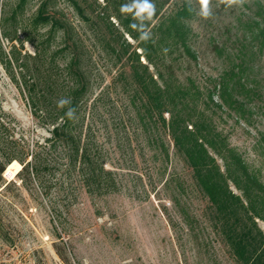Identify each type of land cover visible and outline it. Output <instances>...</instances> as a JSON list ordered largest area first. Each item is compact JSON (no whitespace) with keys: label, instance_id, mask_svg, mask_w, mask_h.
I'll return each instance as SVG.
<instances>
[{"label":"rangeland","instance_id":"1","mask_svg":"<svg viewBox=\"0 0 264 264\" xmlns=\"http://www.w3.org/2000/svg\"><path fill=\"white\" fill-rule=\"evenodd\" d=\"M79 1L89 21L67 0H56L55 9L92 52L95 79L85 123L91 121L108 159L106 167L117 170L120 189L103 196L78 190L75 202L56 222L50 215V201L57 192L62 197L64 189L51 188L46 196L37 189H25L15 176L20 164L13 161L2 177L14 184L0 187V264H235L212 226L208 198L194 184L191 169L175 153L166 130L160 133L168 149V160L162 163L137 123L134 106L111 82L117 67L110 68L93 46L89 24L98 19L106 2ZM15 2L0 0V19ZM38 4L39 0L27 2L25 19ZM213 6L215 15L210 19L192 13L186 18L194 57H182L177 75L182 83L197 86L202 117L264 183V40L259 32L264 28V0H246L242 6L231 7L213 0ZM110 21L117 26L115 18ZM125 38L136 45L127 34ZM10 45L2 40L6 53ZM25 51L34 53L27 41ZM219 82H226L229 103L219 97ZM101 90L107 97L93 107L92 100ZM0 108L7 127L0 130V136L15 139L17 147H31L49 136V127L37 124L1 64ZM164 116L168 119L167 113ZM215 157L223 169V161ZM177 181H183L184 190L177 189ZM229 186L241 194L232 183ZM172 196L179 204L170 200ZM256 220L264 234V222ZM55 244L63 247L65 259L57 254Z\"/></svg>","mask_w":264,"mask_h":264},{"label":"trees","instance_id":"2","mask_svg":"<svg viewBox=\"0 0 264 264\" xmlns=\"http://www.w3.org/2000/svg\"><path fill=\"white\" fill-rule=\"evenodd\" d=\"M28 1L16 0L0 19V64L37 124L49 127V136L31 147L20 148L15 139L0 136V187L14 184L6 183L2 174L17 161L20 169L15 176L25 189H37L43 196L51 188L64 189L62 197L57 192L50 201L51 218L60 222L75 202L78 190L89 196H103L117 192L121 182L117 170L106 167L108 159L97 142L91 121L85 123L95 79L91 50L57 12L56 0H39L35 13L25 19ZM67 1L84 21H89L79 0ZM104 1L105 7L96 15L98 19L89 24L93 46L110 68L117 67L111 82L134 106L148 144L157 150L162 163L167 161L168 149L160 134L161 129L166 130L175 153L191 169L194 184L208 198L212 226L228 246L235 264H264V234L256 220L264 222V183L202 117L197 108V86L182 83L177 75L182 57H194L191 29L186 23L191 13L183 0H155L157 14L149 25L152 39L144 42L130 27L131 16L120 12L127 0ZM111 17L117 20V26L111 23ZM259 32L264 40V28ZM125 34L136 45L129 43ZM2 40L11 43L8 53L3 50ZM25 41L33 46L34 53H22ZM220 87L219 97L227 103L226 82H219ZM106 95L105 90L99 91L92 100L93 107L103 104ZM61 98L72 101L76 119L65 115L69 106H57ZM209 98L212 99L211 94ZM4 116L0 108V130L7 128ZM215 156L223 161V169ZM229 182L240 195L232 192ZM176 186L178 190L185 189L183 181H177ZM170 200L179 204L174 196ZM54 246L65 259L63 247Z\"/></svg>","mask_w":264,"mask_h":264},{"label":"clouds","instance_id":"3","mask_svg":"<svg viewBox=\"0 0 264 264\" xmlns=\"http://www.w3.org/2000/svg\"><path fill=\"white\" fill-rule=\"evenodd\" d=\"M218 2L231 7L233 5L242 6L246 0H218ZM194 3L198 7H194ZM183 4L190 13L203 19H210L215 15L213 0H183ZM120 12L131 16L133 22L130 27L138 33L141 41L147 42L152 39L149 25L157 14L155 0H127L120 6ZM71 104L72 101L68 98H61L57 101V106L60 108L69 106L65 115L68 119L74 120L76 119V109L71 107Z\"/></svg>","mask_w":264,"mask_h":264},{"label":"water","instance_id":"4","mask_svg":"<svg viewBox=\"0 0 264 264\" xmlns=\"http://www.w3.org/2000/svg\"><path fill=\"white\" fill-rule=\"evenodd\" d=\"M3 176H4V174H3Z\"/></svg>","mask_w":264,"mask_h":264}]
</instances>
